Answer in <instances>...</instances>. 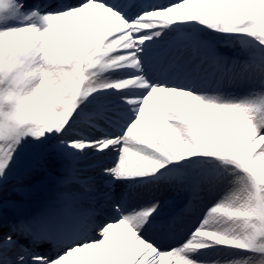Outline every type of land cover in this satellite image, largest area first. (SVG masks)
I'll list each match as a JSON object with an SVG mask.
<instances>
[{
	"label": "snow or ice",
	"instance_id": "obj_1",
	"mask_svg": "<svg viewBox=\"0 0 264 264\" xmlns=\"http://www.w3.org/2000/svg\"><path fill=\"white\" fill-rule=\"evenodd\" d=\"M0 264H264V0H0Z\"/></svg>",
	"mask_w": 264,
	"mask_h": 264
},
{
	"label": "rangeland",
	"instance_id": "obj_2",
	"mask_svg": "<svg viewBox=\"0 0 264 264\" xmlns=\"http://www.w3.org/2000/svg\"><path fill=\"white\" fill-rule=\"evenodd\" d=\"M15 188L16 190H13ZM36 188L35 194H43L46 191H50V183L48 178L47 172H36V173H26L21 179H19L17 182H13V185L10 187L8 191L9 197L5 198L9 200L10 202H18V199L25 195L27 191ZM12 194V196H11ZM34 195V194H33ZM45 195L37 197L36 200L44 198ZM35 200V201H36ZM16 204V203H15ZM34 207V202L31 201L30 206Z\"/></svg>",
	"mask_w": 264,
	"mask_h": 264
},
{
	"label": "bare ground",
	"instance_id": "obj_3",
	"mask_svg": "<svg viewBox=\"0 0 264 264\" xmlns=\"http://www.w3.org/2000/svg\"><path fill=\"white\" fill-rule=\"evenodd\" d=\"M35 189L36 188L30 190L29 192L27 191V193H25V195L21 196L18 199V202H15L16 205L20 206L22 209H29L31 201L34 202L37 199L38 195H40V196L42 195L41 193L40 194H35V191H34ZM8 194H9L8 192L5 193V196L9 197ZM11 196H12V194H11Z\"/></svg>",
	"mask_w": 264,
	"mask_h": 264
}]
</instances>
